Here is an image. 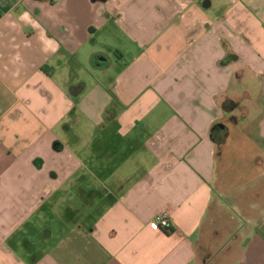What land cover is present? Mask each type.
<instances>
[{
  "label": "crops",
  "instance_id": "1",
  "mask_svg": "<svg viewBox=\"0 0 264 264\" xmlns=\"http://www.w3.org/2000/svg\"><path fill=\"white\" fill-rule=\"evenodd\" d=\"M233 137L264 152V0H0V264H264V208L206 240Z\"/></svg>",
  "mask_w": 264,
  "mask_h": 264
},
{
  "label": "rangeland",
  "instance_id": "2",
  "mask_svg": "<svg viewBox=\"0 0 264 264\" xmlns=\"http://www.w3.org/2000/svg\"><path fill=\"white\" fill-rule=\"evenodd\" d=\"M107 54L115 67L119 68L122 62L113 53ZM84 67L85 69H77L74 73L80 75L82 80L91 83L96 72H93L87 61ZM253 101L254 96L252 95L251 103H249L252 108ZM243 115L249 116L253 121L251 112L246 113L245 110ZM258 144H260L258 137H251L250 142L245 143H241L239 137H233L232 149L228 153V161L232 166L226 170L223 178L224 183L219 186L225 191L220 199L217 213L205 228L208 242L213 237V229L223 225L228 227L233 223L238 228L243 224L240 230L243 232L244 225L250 218H257L264 208V152L260 151L262 144L259 147Z\"/></svg>",
  "mask_w": 264,
  "mask_h": 264
},
{
  "label": "trees",
  "instance_id": "3",
  "mask_svg": "<svg viewBox=\"0 0 264 264\" xmlns=\"http://www.w3.org/2000/svg\"><path fill=\"white\" fill-rule=\"evenodd\" d=\"M236 61V57L234 55L228 54L224 57V59L220 62V65H226L230 62ZM93 65V63H92ZM94 66V65H93ZM233 106L232 102L226 100L223 103V107H231ZM210 138L216 142V143H221V133L218 130V127L215 125L211 128L210 130Z\"/></svg>",
  "mask_w": 264,
  "mask_h": 264
},
{
  "label": "built area",
  "instance_id": "4",
  "mask_svg": "<svg viewBox=\"0 0 264 264\" xmlns=\"http://www.w3.org/2000/svg\"><path fill=\"white\" fill-rule=\"evenodd\" d=\"M154 224L159 230L170 232L171 231V222L167 215H162L157 217L154 220Z\"/></svg>",
  "mask_w": 264,
  "mask_h": 264
},
{
  "label": "water",
  "instance_id": "5",
  "mask_svg": "<svg viewBox=\"0 0 264 264\" xmlns=\"http://www.w3.org/2000/svg\"><path fill=\"white\" fill-rule=\"evenodd\" d=\"M99 61H101L102 62V60L100 59Z\"/></svg>",
  "mask_w": 264,
  "mask_h": 264
}]
</instances>
